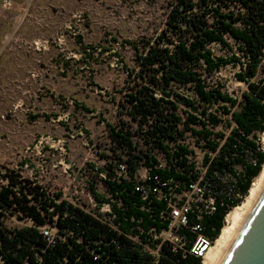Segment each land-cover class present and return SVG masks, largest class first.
I'll return each instance as SVG.
<instances>
[{
	"label": "trees",
	"instance_id": "1",
	"mask_svg": "<svg viewBox=\"0 0 264 264\" xmlns=\"http://www.w3.org/2000/svg\"><path fill=\"white\" fill-rule=\"evenodd\" d=\"M169 7L161 33L152 41H143L141 48L134 46L136 67L127 71L130 86L122 98L123 105L129 107L124 115L130 121L110 128L114 144L121 151L114 159L126 160L136 168L142 162L154 161L152 151L166 149V141H177L175 133L180 137L192 132L202 137L213 154L218 152L210 167L212 192L228 205L219 206L204 221L205 234L217 240L226 216L243 206L264 168V153L258 145L259 135L264 134V0H173ZM229 40L236 43L245 63ZM214 46L231 54L218 56ZM229 64L241 65L236 80L247 89L239 98L226 92L216 79ZM136 135L143 139L145 150H138L140 146L133 142ZM179 152L185 150L180 148ZM180 153L174 154L177 163ZM236 169L242 170L239 176L234 174ZM227 177L230 180H224ZM110 187L112 192L120 193L125 204V211L119 212L121 221L135 215L148 225H156L152 220L156 212L145 214L139 210L141 202L131 184ZM233 193H240L242 199L233 200ZM45 197L23 180L9 178L8 185L0 188V213L11 210L43 224L39 208L47 211V204L41 202ZM56 208L61 216L69 215L67 226L76 234L95 237L104 233L96 221L67 203ZM70 244L48 251L43 255L44 263L70 264L74 258ZM42 245L38 231L0 224V259L4 264H24L27 258L33 262ZM110 249L118 264H148V257L122 236ZM162 264L205 263L166 251Z\"/></svg>",
	"mask_w": 264,
	"mask_h": 264
},
{
	"label": "rangeland",
	"instance_id": "2",
	"mask_svg": "<svg viewBox=\"0 0 264 264\" xmlns=\"http://www.w3.org/2000/svg\"><path fill=\"white\" fill-rule=\"evenodd\" d=\"M172 1L0 0V188L14 178L47 198L88 192L89 166L121 154L110 128L130 121L122 98L134 46L161 33ZM240 70L229 64L216 75L236 98L247 89ZM21 218L7 210L0 224L14 228Z\"/></svg>",
	"mask_w": 264,
	"mask_h": 264
},
{
	"label": "built area",
	"instance_id": "3",
	"mask_svg": "<svg viewBox=\"0 0 264 264\" xmlns=\"http://www.w3.org/2000/svg\"><path fill=\"white\" fill-rule=\"evenodd\" d=\"M175 136L177 141L165 142L166 149L152 151L154 161L142 162L136 168L126 160L119 161L109 155L99 163L91 164L87 171L94 176L87 179L88 192L82 198L45 197L41 201L45 203L43 206L47 204V211L39 208L43 224L23 216L15 220L17 228L38 231L43 242L35 260L32 262L27 258L24 264H45L43 255L60 244H70V240L74 256L70 264H118L110 248L120 236L129 240L141 255L147 256L148 264H162L166 251L182 259L193 256L203 263L204 255L216 242L205 234L204 221L211 218L219 206H228L213 194L209 178L212 159L218 152L213 154L202 137L192 132H185L180 137L175 133ZM258 145L264 153V146ZM180 148L185 152L180 153ZM177 153L181 154L179 163L174 159ZM241 172L236 169L234 174L239 176ZM229 177L224 180H230ZM121 183L133 186L141 202V212H156L152 216L156 225H148L142 217L135 215L121 221L119 212L125 211V204L120 193L112 192L110 187V184ZM242 197L240 193L231 195L233 200ZM63 203L96 221L104 233L95 237L76 234L67 226L69 215L61 216L56 208ZM0 264H4L1 259Z\"/></svg>",
	"mask_w": 264,
	"mask_h": 264
},
{
	"label": "water",
	"instance_id": "4",
	"mask_svg": "<svg viewBox=\"0 0 264 264\" xmlns=\"http://www.w3.org/2000/svg\"><path fill=\"white\" fill-rule=\"evenodd\" d=\"M221 264H264V187Z\"/></svg>",
	"mask_w": 264,
	"mask_h": 264
},
{
	"label": "bare ground",
	"instance_id": "5",
	"mask_svg": "<svg viewBox=\"0 0 264 264\" xmlns=\"http://www.w3.org/2000/svg\"><path fill=\"white\" fill-rule=\"evenodd\" d=\"M264 187V168L258 178L253 182L252 188L248 197L245 199L243 206L240 209H235L227 217V225L221 232V235L216 245L204 255L203 263L205 264H221L230 246L232 245L240 227L245 218L255 203L257 197Z\"/></svg>",
	"mask_w": 264,
	"mask_h": 264
}]
</instances>
